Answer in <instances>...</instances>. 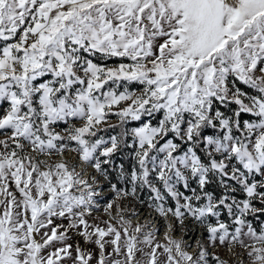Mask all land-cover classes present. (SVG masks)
Instances as JSON below:
<instances>
[{"label": "snow or ice", "instance_id": "6c2138e0", "mask_svg": "<svg viewBox=\"0 0 264 264\" xmlns=\"http://www.w3.org/2000/svg\"><path fill=\"white\" fill-rule=\"evenodd\" d=\"M0 264H264V0H0Z\"/></svg>", "mask_w": 264, "mask_h": 264}]
</instances>
